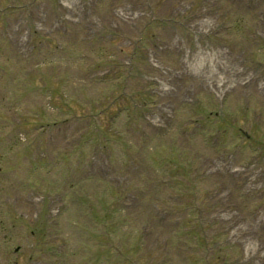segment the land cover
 I'll use <instances>...</instances> for the list:
<instances>
[{"label":"rangeland","instance_id":"obj_1","mask_svg":"<svg viewBox=\"0 0 264 264\" xmlns=\"http://www.w3.org/2000/svg\"><path fill=\"white\" fill-rule=\"evenodd\" d=\"M0 264H264V0H0Z\"/></svg>","mask_w":264,"mask_h":264},{"label":"trees","instance_id":"obj_2","mask_svg":"<svg viewBox=\"0 0 264 264\" xmlns=\"http://www.w3.org/2000/svg\"><path fill=\"white\" fill-rule=\"evenodd\" d=\"M109 60L108 61H106L104 64H103V66L104 67H108L109 68ZM123 96V95H122ZM114 107H117V109L119 110V108H120V106H119V103H118V101L116 102V103H114L113 104V107L112 108H114ZM111 111V110H110ZM132 111L134 112V107L132 106ZM85 115H82V114H79V113H77V112H74L73 113V115L71 114V118H75V119H77V120H80L81 119V117H84ZM120 199H117V201H116V205H117V207H119V205H120ZM116 207V208H117ZM115 211H116V209H115Z\"/></svg>","mask_w":264,"mask_h":264}]
</instances>
